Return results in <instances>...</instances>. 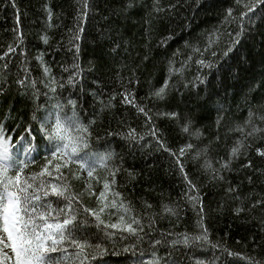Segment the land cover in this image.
<instances>
[{
  "label": "trees",
  "instance_id": "obj_1",
  "mask_svg": "<svg viewBox=\"0 0 264 264\" xmlns=\"http://www.w3.org/2000/svg\"><path fill=\"white\" fill-rule=\"evenodd\" d=\"M88 2V15L78 22L82 0H15V7L12 0H0V55L13 42L14 30L23 33V44L16 53L9 54L7 74L0 62V125L13 138L26 135L25 129L31 125L39 141L38 123L32 116L39 119L44 112L37 111V106L46 101L54 103L51 97L61 102L75 100L84 122L95 120L89 151L113 155L107 166L97 167L91 178L76 164L61 168V180L67 178L76 193H84L78 222L89 235L101 231L103 226L90 212L84 213L83 207L98 211L102 204L97 197L108 182L105 203L114 200L117 205L122 201L130 206L128 216L142 218L149 233H140L144 240L141 243L119 229H109L117 233L114 248L109 242L107 254L90 258L85 264H139L140 260H151L149 241L161 239L162 233L165 243L157 246V254L166 264H197L198 258L202 264H248V256L264 264V210L257 207L237 216L234 209L240 201L226 192L230 185L245 206L264 199V157L256 151H264V139L250 138L245 143L251 148L242 149L238 158H230L231 148L243 139L235 129L245 126L250 112L252 123L264 128L259 119L264 116V25L258 16L251 22L242 16L246 11L243 4L248 0H241L240 5L236 0H158L163 9L160 12L155 11L157 0ZM229 9L232 18H228ZM78 23L83 31L74 38ZM238 31L242 32L240 42L233 44ZM229 46L232 51L225 56ZM200 60L203 65L198 63ZM44 67L49 69L47 76ZM77 72L79 75H75ZM72 76L75 82L69 83ZM25 77L26 86L16 83ZM166 80L164 99H149ZM32 81L36 82L34 87ZM51 87L57 89L56 93L50 91ZM126 90L133 94L135 103L146 106L150 122L122 101L121 94ZM112 96L114 106L104 108ZM188 119L191 125L185 133L182 127ZM130 129H135V139L128 137ZM152 129L156 130L155 136L151 135ZM259 135L264 136V132ZM189 143L194 147L181 156L180 149ZM205 147L207 157L193 159L195 152ZM45 155L43 148L28 157L19 154L28 162L24 175L40 173L47 164ZM205 159L216 169L231 159V170L221 173L224 181H212V170L203 167ZM178 160L200 189L212 242L219 241L239 257L222 256L207 244L200 249L182 243L181 234L194 235L199 229L197 212L185 199L188 185ZM249 162L251 167H245ZM56 163L63 161H53L48 166L52 176H37V182H57ZM72 173L78 178L73 179ZM89 184L95 196L85 191ZM148 204L152 208H147ZM163 204L178 205V217L157 216V222L149 228V214L161 213ZM121 214L119 207H109L100 215L105 223H116Z\"/></svg>",
  "mask_w": 264,
  "mask_h": 264
},
{
  "label": "snow or ice",
  "instance_id": "obj_2",
  "mask_svg": "<svg viewBox=\"0 0 264 264\" xmlns=\"http://www.w3.org/2000/svg\"><path fill=\"white\" fill-rule=\"evenodd\" d=\"M12 3L13 7H15V0H12ZM236 3L240 5L241 0H236ZM243 7L246 9L242 13L243 17L251 22L258 16L260 24L264 25V0H248L247 3L243 4ZM89 8L90 4L88 0H82V6L77 17L78 22L87 17V10ZM162 10L157 0L155 11L160 12ZM48 16L49 20H51L52 13L50 9H48ZM228 18H232L231 9L228 11ZM17 22H19L18 18ZM82 31L83 29L79 27L78 23L74 38H78L79 33ZM241 35L242 32L238 31L236 33L237 38L232 43H239ZM44 42H48L46 36L44 37ZM22 44V31L14 30L13 42L9 43L7 50L0 55V62H3L2 67L5 70V74H7L9 68V54L16 53ZM197 51L199 50L197 49ZM231 51L232 47L229 46L224 55L227 56L228 52ZM38 59L42 61V57H38ZM198 63L203 65L204 61L200 60ZM43 72L45 76L49 75L47 67L43 68ZM75 75H79V73L77 72ZM74 82L75 76L70 77L69 83ZM16 83L22 87L26 86V77L25 79L18 78ZM35 83V81H32L33 87ZM129 83H132V81L129 80ZM0 87H3V83H0ZM45 87H49V84H45ZM59 87H63V84L60 83ZM167 87L168 81L166 80L163 86L150 94L149 99L153 96L158 99H164ZM50 91L56 93L57 89L51 87ZM44 95L48 97V93H44ZM121 96L124 103L132 105L137 109V112L144 114L148 121H151V117L148 116V112L145 110L146 106L135 103L131 92L126 90ZM49 99L55 100V102L49 104L46 101L45 105L37 106V111H43L44 115L39 119L36 115L32 116V120L38 123L39 141L32 134L31 125L25 129L26 135L19 136L18 138H13L9 133L5 132V127L0 125V264H85V261L90 258L95 259L101 254H107L106 245L109 242L113 243L114 248L117 233L109 231V229H119L121 234L127 233L141 243L144 240L140 233L149 235L148 232H145L142 218H137L135 215L128 216V213L132 211L130 206H125L122 201L117 205L114 200L111 204L105 203V192L109 190L108 182H105L103 185L105 191H101L97 197L98 201L102 204L98 211L83 207L84 213L90 212L98 224L103 226L101 231L89 235L87 231L82 229L77 217L80 214V206L83 204L81 197L84 193H76L67 178L61 180V177L64 175L61 172V168H68L71 164H76L80 170L86 172L87 176L91 178L97 167H106L107 162L113 159V155L111 152L99 154L89 151V138L92 134L90 129L95 120L85 123V118H82L81 114L77 111V102L75 100L68 98L66 102H61L56 97ZM113 100H115V96L110 97L108 104L104 105V108L113 107ZM101 104H103V101H101ZM101 111H103V108ZM168 115L173 118L178 117L177 113H170ZM252 117L253 113L250 112L245 126H237L235 129V131L243 135V139L237 140L236 146L231 148L230 158H238L242 149L251 148L250 143H245L250 138L264 139V136L259 135L264 132V128L253 124ZM259 119L264 122V116L259 117ZM190 125L191 120L188 119L183 125L182 131L185 133L189 132ZM246 128L249 130L246 131ZM151 135H156L155 129L151 130ZM195 135L199 138L200 133L198 130ZM128 137L131 139L136 138L135 129H130ZM140 139H143V137H140ZM158 143H160L162 148L164 147L162 142L158 141ZM193 147L190 143L185 145L180 149V155H185ZM41 148L47 153L44 156L47 164L40 173L34 176L24 175L28 162L25 159H20L19 154L22 153L25 157H28L32 153L40 151ZM165 150L168 149L165 148ZM256 151L261 157H264V151L259 148ZM207 154L208 148L205 147L202 150L196 151L193 159H198L201 156L207 157ZM53 161H63V164H55V171L57 173L55 180L57 182H37V176H52L48 166ZM177 162L180 163L181 173L184 175L188 185L185 199L197 212L198 219L196 226L199 229L194 235L181 234L183 236L182 243L189 248L196 247L200 249L207 244L210 248L216 249L222 256L239 257V253L232 252L219 241L216 243L212 242L209 229L205 224L207 213L205 212L200 189L188 178L187 173L184 172L183 164L179 160ZM230 163L231 159L225 161L220 165L219 169H216L212 167L208 159H205L203 167L205 170H212V181H224L225 178L221 173L222 171L231 170L229 167ZM245 167H251V163L249 162ZM71 175L73 179L78 178L75 173ZM112 175L114 176L115 173H112ZM249 180L251 182V177H249ZM85 191L91 196L96 195L95 192L91 191L90 184L86 186ZM226 192L234 194V199L240 201V205L234 209V213L237 216L246 211H253L257 207L264 210V199L245 206L242 197L230 185L226 189ZM109 207H119L122 210V214L119 215L116 223H105V220L101 218L100 214L104 213ZM146 207L152 208V205L148 204ZM178 207V205L163 204V211L161 213L149 214V228L157 222V216L161 219L165 218V215L178 217ZM261 224V230L264 231V219L261 220ZM167 235H172V233H168ZM163 243H165L163 233L161 234V239H150L149 245L152 248L150 253L152 259L148 261L140 260L139 264H166V261L157 254V246ZM173 243L178 242L174 241ZM89 249H93V251H89ZM124 250L128 251V249ZM144 254L143 251L140 252V256ZM246 259L248 264H261L254 257L248 256ZM215 260L216 257H213V261ZM197 264H202L199 258Z\"/></svg>",
  "mask_w": 264,
  "mask_h": 264
}]
</instances>
